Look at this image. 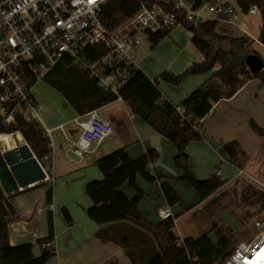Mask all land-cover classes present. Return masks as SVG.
<instances>
[{
  "label": "trees",
  "instance_id": "trees-1",
  "mask_svg": "<svg viewBox=\"0 0 264 264\" xmlns=\"http://www.w3.org/2000/svg\"><path fill=\"white\" fill-rule=\"evenodd\" d=\"M160 5L166 12L173 13L176 21L192 33L191 43L202 55L201 63H194L182 74L173 76L167 73L159 79L172 86H178L187 76L205 74L215 66L218 69L211 78L189 94L179 105L174 106L163 97L158 88V81H150L141 71H135L132 78L119 91L120 100L127 106L130 114L137 116L154 132L166 138L176 151L174 165L182 171L180 182L190 186L199 201H203L222 186L218 177L212 174L208 180L197 181L192 174L185 153L187 145L201 140V133L192 129L210 111L214 103L230 98L249 78L260 81L264 86V69L257 75H251L243 58L250 52L243 38H227L216 34V21H208L193 27L184 19L182 12L176 11L169 0H141ZM193 8L199 7L205 0H188ZM234 4L244 13L255 7L260 17L258 42L264 47V0H233ZM135 0H107L99 15L100 21L108 31H113L138 11ZM169 34L159 31L148 36L150 49H154ZM227 44V49L221 47ZM23 75L26 88H32L36 80L24 69ZM50 88L56 90L81 116L98 107L117 99L116 96L100 90L95 81L87 77L76 67L64 62L56 63L42 78ZM177 108L179 111H177ZM186 120H185V119ZM250 128L260 136L264 129L253 122ZM20 135L29 147L35 159L42 165L43 157L50 153L49 139L35 121H27L21 115L16 116L13 125L0 123V134ZM222 149L230 163L235 165L240 153L236 142L222 144ZM157 156L147 153L136 160H130L123 149H118L95 161L97 170L103 179L91 182L85 187V195L91 202L86 215L98 226H104L95 233V238L108 240L117 244L128 258L130 264H216L231 252L225 238L217 242L202 235L197 239L185 237L179 239L173 233V219L162 220L157 225H150L141 217L137 205L142 198L136 179L145 182H162L164 178L152 173L150 165ZM127 184L134 192L133 199H127L119 188ZM161 193L166 204L171 207L179 203V197L171 187L162 182ZM52 190L44 191L45 205L51 204ZM14 210L7 202V197L0 188V264H46L53 256L52 246L47 243L53 240V223L51 212L46 213L47 237L38 241L41 255L35 258L31 245L10 246L7 243V224L18 217H12ZM61 215L66 223L71 218L65 209Z\"/></svg>",
  "mask_w": 264,
  "mask_h": 264
},
{
  "label": "crops",
  "instance_id": "crops-1",
  "mask_svg": "<svg viewBox=\"0 0 264 264\" xmlns=\"http://www.w3.org/2000/svg\"><path fill=\"white\" fill-rule=\"evenodd\" d=\"M242 15L247 16L248 14ZM241 24L240 26L236 22L233 25L219 21L215 32L217 35L227 38H243L246 45L257 43L264 50V47L257 40L258 32L256 36H252L246 23L241 22ZM236 27L243 32L238 33ZM259 27L260 17L258 30ZM191 39L192 33L184 27L173 28L162 42L167 44L169 41L175 46L179 41L183 42L182 48L188 50V55L181 63L176 64L178 60L176 54L169 60L168 65L159 70L149 67L153 73L151 76L145 73V69L149 70L147 67L143 70L138 66L139 71L150 81H158V88L163 97L174 106L179 105L189 94L209 80L218 69V66H215L205 74L187 76L178 86H172L159 79L163 73L178 76L192 64L203 61L202 55L192 45ZM158 49V47L154 49L155 58L160 54ZM261 60L264 62L263 59ZM59 96V100H62V104L66 108V116L61 112L58 114L59 119H56L55 116L47 117L39 114L40 105L33 95L37 103V122L43 130L51 131L50 138L53 131L59 130L64 141L54 145L51 139L49 162L42 164L45 169L48 164L51 165L52 172L50 174H54L53 177H49L47 174L41 182L10 193H4L7 202L14 210L12 217H18V220H12L7 224L8 245H31L33 256L35 258L40 257L43 246H40L38 241L47 237L46 213L49 210L53 223V240L51 242L53 256L46 264H130L123 250L117 244L95 238V233L104 226L96 225L86 215L87 210L91 207V202L85 195V187L91 182H99L103 179L102 174L95 166V161L118 149H123L130 160H136L149 152L155 153L157 159L150 165V170L164 178L162 182L167 183L176 193L179 197V203L169 207L161 193L162 182L149 183L138 177L136 184L142 193V198L137 209L141 217L150 225L160 223L162 220L159 217V212L168 209L172 216L171 219H173L172 231L175 236L179 239L187 237L191 233V228L187 225L178 226V221L193 211H199L217 193L215 192L207 199L199 201L194 190L179 181L183 173L174 165L173 160L176 151L171 143L154 132L137 116L130 114L127 106L119 99L96 108L97 111H102L100 118L110 124L111 134L100 144L91 146L90 151L84 155L79 163L67 162L65 152L69 149L68 141H74L78 134L73 119L76 117L83 118L85 114L77 115L61 94ZM263 115L264 86L254 78L247 79L243 86L230 98L221 99L214 103L211 111L199 121L201 140L189 143L185 149L189 167L195 179L200 182L208 180L216 167L217 160L219 167L225 161L229 167L236 169L237 165H232L228 156L222 151V144L236 142L244 151L247 144L246 136L251 135L249 132L251 130L250 123L255 124L257 119ZM60 126L62 130L59 129ZM65 127H67L66 130H64ZM260 138V143L264 147V136ZM221 173L222 175L224 173L223 178L225 179L232 180L234 177V175L226 176L225 172ZM47 183L50 185L47 186ZM47 187H51L52 190L51 204L48 206L45 205L44 200V191ZM119 191L129 200L133 199L135 195L127 184H123ZM61 209L67 211L71 223L68 224L64 221ZM29 215L32 216L29 221L21 220V216Z\"/></svg>",
  "mask_w": 264,
  "mask_h": 264
},
{
  "label": "built area",
  "instance_id": "built-area-1",
  "mask_svg": "<svg viewBox=\"0 0 264 264\" xmlns=\"http://www.w3.org/2000/svg\"><path fill=\"white\" fill-rule=\"evenodd\" d=\"M135 1L138 11L116 29L108 31L99 18L107 0H0V123L13 125L16 116L21 115L27 121H35L51 144V131L43 130L37 122L33 87L26 88L23 71H28L37 83L58 62L73 65L93 79L100 90L120 100L119 91L135 71H139L135 51L141 34L148 37L181 26L175 15L160 5ZM169 1L193 27L208 21L234 25L239 14H244L235 4L223 0H205L197 8L188 0ZM245 14L259 16L255 7ZM236 28L238 33L243 32ZM73 123L78 134L74 141H68L65 158L76 164L91 146L100 144L111 134V126L98 116L96 109L83 118H74ZM59 129L62 130L61 126ZM192 129L201 133L199 122L192 124ZM43 162H49V156H44ZM39 165L46 178L52 172L51 165L46 169ZM212 174L220 179L222 186L232 190L231 183L243 172L237 170L232 180L225 179L217 165ZM258 184L264 190V183ZM159 217L161 220L172 218L168 209L160 211ZM253 227L257 233L235 245L229 255L216 264H264V216L256 218ZM46 246L50 248L51 244Z\"/></svg>",
  "mask_w": 264,
  "mask_h": 264
},
{
  "label": "rangeland",
  "instance_id": "rangeland-1",
  "mask_svg": "<svg viewBox=\"0 0 264 264\" xmlns=\"http://www.w3.org/2000/svg\"><path fill=\"white\" fill-rule=\"evenodd\" d=\"M223 1H227L231 5L234 4L233 0ZM235 22L240 26L242 25L241 22L243 24L246 23L250 34L256 36L259 26V16H243L239 14V19ZM177 30L179 31V29ZM233 30H235L234 27ZM160 43L156 46L159 48L160 54L155 58L153 54L156 47L151 50L148 38L144 34H141V42L135 51V62L143 70L145 67L149 69H145L147 75H153L151 68L159 70L168 65L169 60L176 54L178 59L176 64H180L188 55V50L182 48L184 44L181 41L177 43V46L171 44L169 41L167 44L162 41ZM221 47L227 49L228 46L226 43H222ZM247 48L250 52H255L264 60V50L257 43H248ZM155 59L160 60L156 61ZM32 93L40 105L39 114L47 117L55 116L56 119H59L58 114L61 112L66 116V108L62 104V100L58 98L60 94L43 81H38L34 85ZM97 114L101 117L102 111L98 110ZM255 125L264 129V115L257 119ZM66 129L67 127L64 128V130ZM249 132L251 135L246 136V149L244 151L240 149V153L236 159L235 165H237V168L229 167L225 161L220 165L221 172H225L226 176H235L237 169H241L244 175L233 180L231 183L233 186L232 190H228L225 185L221 186L216 191L217 194L214 196L216 198H210L199 211H193L178 221V226L187 225L191 228V233L187 237L197 239L202 235H206L215 242L221 238H225L232 249L239 242H245L257 233L253 227V221L256 218L264 216V190L256 182L264 183V147L260 143L261 136L252 129ZM14 136L17 139L15 147L24 144L20 135L14 134ZM51 139L54 145L64 141L62 133L59 130L51 133ZM48 175L49 177L54 176V174ZM46 185L49 186L50 184L47 183Z\"/></svg>",
  "mask_w": 264,
  "mask_h": 264
},
{
  "label": "water",
  "instance_id": "water-1",
  "mask_svg": "<svg viewBox=\"0 0 264 264\" xmlns=\"http://www.w3.org/2000/svg\"><path fill=\"white\" fill-rule=\"evenodd\" d=\"M245 67L252 75L264 69V62L255 54L243 58ZM45 179V174L29 147L24 143L12 149L0 150V188L10 193ZM29 216H21V220L29 221Z\"/></svg>",
  "mask_w": 264,
  "mask_h": 264
},
{
  "label": "bare ground",
  "instance_id": "bare-ground-1",
  "mask_svg": "<svg viewBox=\"0 0 264 264\" xmlns=\"http://www.w3.org/2000/svg\"><path fill=\"white\" fill-rule=\"evenodd\" d=\"M14 134L0 137V150L12 149L17 144Z\"/></svg>",
  "mask_w": 264,
  "mask_h": 264
}]
</instances>
